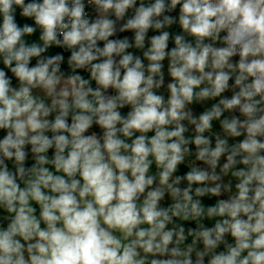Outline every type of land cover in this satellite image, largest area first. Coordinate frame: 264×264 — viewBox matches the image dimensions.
Here are the masks:
<instances>
[{"label":"clouds","instance_id":"clouds-1","mask_svg":"<svg viewBox=\"0 0 264 264\" xmlns=\"http://www.w3.org/2000/svg\"><path fill=\"white\" fill-rule=\"evenodd\" d=\"M87 4L98 13L92 21L84 0H0V264H264V0ZM177 6L184 34L174 36L170 51L169 31L152 36L145 66L127 50L144 49L149 29L176 24L164 14ZM17 9L35 26H20ZM130 9L134 15L119 31H134V44L110 40ZM37 29L40 43H29L25 37ZM53 46L70 51L72 74L61 71L62 54L44 55ZM166 58L167 99L157 94ZM233 78L231 98L194 117L188 106L221 97ZM236 110L243 120L221 119ZM214 120L224 138L214 134L212 147L204 134ZM184 121L194 126V138L185 137ZM94 124L102 136L86 135ZM242 135L229 144L228 137ZM191 144L207 168L193 162L186 175H174ZM229 173L238 181L235 193L224 181ZM166 193L173 203L162 207ZM224 193L228 198L214 206L200 199ZM175 219L197 227L186 232Z\"/></svg>","mask_w":264,"mask_h":264},{"label":"trees","instance_id":"trees-1","mask_svg":"<svg viewBox=\"0 0 264 264\" xmlns=\"http://www.w3.org/2000/svg\"><path fill=\"white\" fill-rule=\"evenodd\" d=\"M154 2V0H144V3L145 5H148L150 3ZM139 3H140V0H137V6H139ZM19 9H17V16H16V19H17V22L20 26H23L25 23L29 24V25H32V26H35L34 25V21L31 20V19H28V18H23L19 15ZM134 15V11L132 9L128 10V12L126 13V16L124 18V22H126L127 19L131 18L132 16ZM174 18L177 19V23L176 24H173L171 27H168V28H165V29H162V30H154V29H149L147 35H146V40H145V48L144 49H137L135 47H132V48H129L127 51L128 52H131L133 55L135 56H139L143 63L145 64V66H147L148 64V61L146 58H144L143 56V52L147 50L148 47H150V39L152 36H155V35H159L161 34V31H169L170 33V39H169V43H168V50L170 51L173 47H175V44H174V36L177 35V34H184L182 32V29L180 28L179 24H178V16H179V12L177 13H174L172 15H170ZM39 35H40V30L37 29L36 33L33 34L32 36H28V37H25V39L29 42V43H32V42H37V43H40L39 41ZM223 35H226L225 33H221V36ZM124 38H128V40L130 41V43H133L134 44V31L133 32H129L127 33L126 35H123L120 39H124ZM110 39V38H109ZM186 39L189 40V41H192L194 43V38L192 37H188L186 36ZM103 42H98V45L99 46H103L102 44ZM216 45H221V46H225L219 42L216 43ZM62 54L64 56V58L70 56V53H64L63 51H61V49L57 46H53L51 47L44 55L46 56H51V55H55V54ZM118 59V58H117ZM35 64V59H33L32 61V65ZM3 65H2V62H0V68H2ZM61 71L65 73V75H69V74H72L71 73V69L68 67L67 65V59L64 60V63H62L61 65ZM10 74V73H9ZM77 74H80L82 75L85 79H89L90 78V73L87 71V70H82V69H78L77 70ZM18 82L13 79V85L14 84H17ZM92 87L95 88L96 85H95V82L92 81ZM113 94H115V91L113 90ZM125 110H127V106L125 108H123ZM123 109L121 111V113H123ZM123 115H127V112L124 111V114ZM54 118V117H53ZM69 122H70V119H69ZM102 129L98 126V125H93L91 129H89V131L86 133V135H89V134H92V133H96L98 136H102ZM49 136H51V133H47ZM3 135L4 133L3 132H0V139L3 138ZM137 135H139V133H137ZM149 137L154 135V132H150L147 134ZM130 142V141H129ZM190 148V151L192 148V145L188 146ZM27 151L29 153L28 155V160L26 161V167H30L33 163H34V160L32 158V153L30 152V146H28L27 148ZM54 154V149H50L49 152L47 153L48 157L51 159L52 156ZM194 156H195V153H194ZM199 163V162H198ZM201 164V163H200ZM9 167L11 168L12 167V164L11 162H9ZM50 168V170L54 171V168L52 166H48ZM191 170V167L188 166L186 163H182L180 165H178V171L174 174V175H180V176H183V175H186V173L188 171ZM157 172V168L155 166V163H153L152 167L150 168V174H156ZM187 181H182L181 185H184L186 184ZM23 187V185H21ZM171 203H164L163 207H167L169 206ZM38 214V212H37ZM0 215H3L2 211H0ZM174 222L176 224H180L182 225V222L181 220L179 219H175ZM6 227V224L4 225ZM43 226V225H42ZM185 227L186 229V232H187V229L189 228H196L197 227V224L195 221H192L190 222L189 224L187 225H182ZM169 228L172 227V225H168ZM191 240H192V237H189L188 240L186 241V243H191ZM194 259V258H193Z\"/></svg>","mask_w":264,"mask_h":264},{"label":"rangeland","instance_id":"rangeland-1","mask_svg":"<svg viewBox=\"0 0 264 264\" xmlns=\"http://www.w3.org/2000/svg\"><path fill=\"white\" fill-rule=\"evenodd\" d=\"M123 22H124V20H122L121 25L123 24ZM215 46H217V47H223L221 45H215ZM238 61H239V56L238 55L232 58V62L233 63H237ZM162 64H163V69L162 70H163V73H164V86L160 90H158L157 94H162V95H164L165 99H167L168 96H169V92L167 90V84L170 83V82H172V78L170 77V75L168 73L169 60L166 58L164 61H162ZM229 84H230V89L228 91H226L225 93H222L221 97H217L216 99L207 100V101H203V102H193L191 105H189L188 107L192 110L194 117H198L205 110L210 109L213 104L218 103L219 99L225 98V97L226 98H231V96L233 94V90L231 88V85L234 84V78L229 81ZM202 87H203V85H202ZM236 91H238V89H236ZM110 94H113V90L112 89H110ZM130 110H131L130 109V106H127V110H125V112L128 113V111H130ZM121 114L123 115L124 113H121ZM232 116H237L241 120L244 119V117L239 113L238 110L231 111V112L226 111L223 114V116L221 117V119H224V118H229L230 119ZM183 123L185 124V126L188 127V132L185 133V137L186 138H194V136H195L194 126L188 124L187 121H184ZM214 134H219L221 136V138H224V133H223V130H222L221 126H220V122L218 120H214L212 122V130H211V132L210 133L209 132H206L204 134L205 136H210L211 137L212 147L215 146V135ZM227 139H228L229 144L231 145V144H234V143H237V142L242 141L244 139V136L242 135L241 137H236V138L228 137ZM191 145H192V148H193V149H191V153L192 154L189 155V156H187L185 158L184 164L186 163L188 166L191 167V165L194 162L195 163V166L200 167L201 169H206L207 168V165H205L201 161H197L196 160V158L194 156V153H196V146L194 144H191ZM225 162H226V156H222L221 157V160L219 162V165L222 166L223 163H225ZM237 167H243V166L242 165H238ZM217 171L219 172V166L217 168ZM229 180H231L232 185H233L232 192L235 193L236 192L235 184L238 181L235 178L231 177V174L230 173H229L228 176L224 177V181L225 182H228ZM196 186L197 185H193V188H195ZM180 187L181 188L187 187V183L184 184V185H180ZM228 196H229L228 193H224L220 197H215V196H210L209 195V196L201 197L200 199H201L202 204L205 207H208V206H214L219 199H227ZM164 199L171 200V197H170L169 194L166 193ZM181 222H182V225H187V224H189L192 221H187V222L181 221ZM202 223L205 225V227H212L215 224V220L204 219L202 221ZM226 239L228 240L229 243H234V239L230 235L227 236ZM198 248H200V249L203 248L202 243L198 244ZM224 250H225L224 245H221L217 249V252L224 251Z\"/></svg>","mask_w":264,"mask_h":264},{"label":"built area","instance_id":"built-area-1","mask_svg":"<svg viewBox=\"0 0 264 264\" xmlns=\"http://www.w3.org/2000/svg\"><path fill=\"white\" fill-rule=\"evenodd\" d=\"M85 2V11L87 13V18L90 19V21L94 20L97 16H98V13L95 11L94 7L91 6V5H88L87 4V0H84ZM111 19H115L114 15L113 16H110ZM121 21H117V32L114 34V36L110 37V38H113V37H117L121 32L119 31V27L121 26ZM226 34V33H225ZM60 48V47H59ZM61 51H63L64 53H70L69 50L67 49H63V48H60Z\"/></svg>","mask_w":264,"mask_h":264},{"label":"water","instance_id":"water-1","mask_svg":"<svg viewBox=\"0 0 264 264\" xmlns=\"http://www.w3.org/2000/svg\"><path fill=\"white\" fill-rule=\"evenodd\" d=\"M179 12V6H177V9L176 10H173L171 12H166L164 15H172L174 13H177ZM162 19V17H161ZM129 32H133L132 30H128V31H124V32H121L117 37H113V38H110V40H115V39H120L123 35H126L127 33ZM104 43V42H103ZM102 43V44H103ZM99 46V45H98ZM69 57V56H68ZM68 57H66L65 59H68ZM11 75V74H10ZM109 93H110V89H109Z\"/></svg>","mask_w":264,"mask_h":264},{"label":"crops","instance_id":"crops-1","mask_svg":"<svg viewBox=\"0 0 264 264\" xmlns=\"http://www.w3.org/2000/svg\"><path fill=\"white\" fill-rule=\"evenodd\" d=\"M17 84H14V86H16ZM39 94H41L42 95V93H39ZM50 102V101H49ZM124 109H123V113H124ZM53 117H54V115H53ZM53 117H50V119H52ZM166 202H168V203H173V201L172 200H166V199H164V200H162L161 201V206L163 207V205H164V203H166ZM188 243V242H187ZM193 258H195L194 257V255H193ZM207 259V258H206ZM207 261V260H206Z\"/></svg>","mask_w":264,"mask_h":264}]
</instances>
